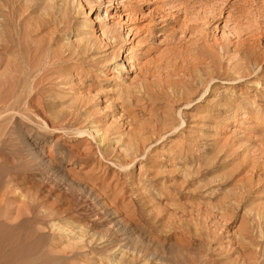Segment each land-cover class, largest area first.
<instances>
[{
	"label": "rangeland",
	"instance_id": "rangeland-1",
	"mask_svg": "<svg viewBox=\"0 0 264 264\" xmlns=\"http://www.w3.org/2000/svg\"><path fill=\"white\" fill-rule=\"evenodd\" d=\"M0 91V264H264V0H0Z\"/></svg>",
	"mask_w": 264,
	"mask_h": 264
},
{
	"label": "bare ground",
	"instance_id": "bare-ground-1",
	"mask_svg": "<svg viewBox=\"0 0 264 264\" xmlns=\"http://www.w3.org/2000/svg\"><path fill=\"white\" fill-rule=\"evenodd\" d=\"M10 85V84H9ZM5 88L3 87V88H1V90H4ZM1 92V91H0ZM3 95V94H2ZM8 99L5 97V98H0V102H3L4 104H7L8 103ZM8 105V104H7ZM91 130V129H90ZM97 131V133H98V130H96ZM103 135H104V133H103ZM97 136H98V134H97ZM97 138V137H96ZM104 141H105V137H103V136H100L99 137V139H98V142H100L101 143V145H103L104 144ZM40 155V154H39ZM96 196V195H95ZM102 203V202H101ZM99 204V206L101 205L102 206V204ZM101 209H103V211H105L106 213H107V210L108 209H106V207L105 206H103V207H101ZM108 213H110L109 211H108ZM115 213V212H114ZM113 213V216H112V220L114 221V223H115V225L116 226H118V227H120V226H122L121 225V223H123L122 222V219L119 217V216H117V214H114Z\"/></svg>",
	"mask_w": 264,
	"mask_h": 264
}]
</instances>
